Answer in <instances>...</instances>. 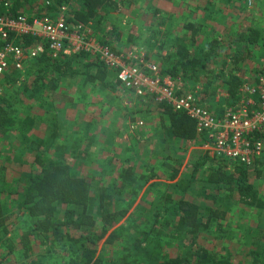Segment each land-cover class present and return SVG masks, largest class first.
I'll list each match as a JSON object with an SVG mask.
<instances>
[{"label": "rangeland", "instance_id": "rangeland-1", "mask_svg": "<svg viewBox=\"0 0 264 264\" xmlns=\"http://www.w3.org/2000/svg\"><path fill=\"white\" fill-rule=\"evenodd\" d=\"M34 2L39 4L41 0H24L26 4ZM115 2L90 21L91 32L96 37L104 35L102 40L116 49L136 46L146 50L148 57L163 70L168 66L164 60L168 55L166 51L176 41L173 38L177 34L189 36L191 32L188 27L184 28L185 24H193L201 40L198 42L213 37L206 25L199 28L194 21L204 15L200 6L209 0ZM25 8V14L37 16L36 9ZM220 9L212 8L206 15L215 17ZM224 9L229 12L228 23L232 22V28L237 30L224 28L225 38L222 34L216 35L220 38L218 46L221 50L231 52L234 48H242L244 43L234 41L235 38L228 42L230 36H237L247 28L258 32L257 42L248 43L250 55L237 69L242 76L251 79L248 73L264 66V0H234L233 4L224 5ZM38 13L45 18L62 14L41 10ZM169 19L174 22H168ZM84 67L78 66L77 73L60 79L54 91L31 84V62H25L21 71L10 67L4 76L0 96L8 99L12 119L11 125L0 132V256L6 264H29L32 260L65 264L74 257L67 240L55 242L45 234H30L33 221L19 209V197L24 191L27 175L40 168L35 162V154L41 160L67 162L74 175L91 182V195L104 193L106 210H128L117 224L126 227L121 230L125 237L132 229L148 232L152 239L149 251L143 250L146 249L144 246L141 251H131V243L126 244L122 235L113 244L99 249L96 256L106 264H122L126 254H129L128 261L176 255L180 247L177 245L179 235L168 225L176 221L173 203L180 197L199 199V193L210 188L205 182L208 168L203 166L190 174L197 159H202L205 153L197 140L188 142L172 138L154 100L148 96L136 97L124 90L112 72L107 71L104 82H89L82 74ZM19 75L24 80L16 83ZM206 78L201 77L200 81L204 82ZM217 88L209 86V91L216 93L212 97L214 104H218L217 98L224 92ZM140 121L142 124L137 128L131 127ZM52 136L55 137L52 139ZM106 137L104 141L108 142L103 141L104 148H101L100 142ZM36 147L39 149L33 150ZM79 151L81 162L73 163V155ZM258 160L257 165L248 166V180L255 186L263 205L249 207L238 202L234 193L224 192L220 207L227 212L223 222L229 223L224 227L225 232L219 228L224 238L218 239L211 233L222 234L214 225L211 232L197 239L217 256L227 255L234 261L244 247L255 245L254 242L257 247L264 241V151ZM179 162L182 165L178 177L182 180L172 186L176 180H170L169 176ZM183 184L189 185L184 187ZM69 207L75 212L81 210L77 205ZM95 207L91 204L90 211L99 227L102 223Z\"/></svg>", "mask_w": 264, "mask_h": 264}, {"label": "trees", "instance_id": "trees-1", "mask_svg": "<svg viewBox=\"0 0 264 264\" xmlns=\"http://www.w3.org/2000/svg\"><path fill=\"white\" fill-rule=\"evenodd\" d=\"M115 3V0H41L39 4L36 2L26 4L24 0H0V16L4 14L16 16L26 12L25 7H28L36 9L37 17L44 19L45 17L38 13L40 10L59 12L60 7L64 6L63 13L66 21L89 24L100 11ZM187 27L191 30L189 36L183 35L181 38H177V43L173 47L174 51L167 55L168 67L164 70L174 76H180L185 85H190L192 88L197 83H201V99L210 106L216 107L215 109L218 111L222 103L230 104L237 99L238 88L243 80L235 72L241 67L239 66L240 62L250 55V50L247 49L248 43L257 42L258 32L253 28H247L237 36H230L228 42L235 38L234 41L244 44L241 49L235 50L234 48L231 52H224L218 46L220 38L212 37L209 40L197 42L196 30L192 25ZM102 37L99 35V39ZM21 40L25 45L35 41L29 35L22 36ZM112 48L114 49V47ZM27 62H31V67H33L31 84L34 86L40 84L42 89L46 88L52 91L55 90L60 79L77 73L78 66L81 65L85 66L82 74L89 82H104L108 72L114 74L113 71L105 68L101 61L84 52L55 58H51L46 52H43ZM91 66L95 68L94 71ZM87 69H89L88 72ZM260 70L261 68L253 69V72L256 74ZM201 77L210 79L206 78L204 82H201ZM217 80L220 81L218 84L215 83ZM209 86L224 90V96L220 95L217 98L218 104H214L215 100L212 97L216 93L209 91ZM150 98L151 101L154 100L153 97ZM155 102L159 115L166 122V130L172 138L188 142L195 140L194 122L189 116L183 112L173 111L165 102ZM9 110L8 99L0 96V132L5 131L6 126L12 123ZM54 137L52 136V139ZM36 149L39 148L36 147L33 150L36 151ZM73 156V163L81 162V151ZM197 160L193 166V172L190 174L203 166L208 168L205 182L210 185V188L200 192L197 196L199 199L180 197L173 203L176 221L174 224L168 225L172 232L179 235L177 245L180 247L176 255L161 259L152 257V259L144 261L137 259L128 261L129 254H126L123 255L122 264H264V241L261 244L259 242L257 247H255V242V245L244 247L234 261L227 255L217 256V253L208 250L197 241L200 235L211 232L214 225L218 227L216 231L222 234L211 233L218 239L224 238V227L229 226V223L223 222L226 219V209L220 207L221 195L224 192L231 195L234 193L237 201L243 205L256 208L263 205L255 186L248 180L250 171L248 166L250 165L232 163L223 157L210 156L207 152L204 153L202 159ZM257 160L252 165H257L259 162ZM35 162H38L40 168L27 175L25 188L18 202L19 209H23L33 221L30 234H45L55 242L67 240L68 249L72 251L74 257L65 264H106L96 256V253L105 245L116 242L121 235L125 237L121 230H125L126 227L120 224L117 226V224L128 213V210L124 208L106 210L104 193L99 192L98 195H91V182L74 175L67 162L64 163L58 159L41 160L37 154H35ZM179 164L176 169H172L169 176L170 180H176L171 184L172 186L180 184L182 180L178 177L179 168L182 165L181 162ZM183 185L188 187L189 184ZM91 204L96 206L95 211L101 218L102 224L99 227L91 215ZM70 205H77L81 210L75 212L69 207ZM155 219L158 218L155 217ZM169 233L171 232L169 231ZM211 233L209 234L212 235ZM25 235L27 236L28 233ZM128 241L131 243V251H138V249L141 251L143 246L146 247V249L142 248L143 250H151L149 247L152 239H149L148 232L145 230L136 229L134 231L132 229L125 237L126 244ZM243 245L245 246V243ZM134 253L136 254V252ZM29 264L50 263L32 260Z\"/></svg>", "mask_w": 264, "mask_h": 264}, {"label": "built area", "instance_id": "built-area-1", "mask_svg": "<svg viewBox=\"0 0 264 264\" xmlns=\"http://www.w3.org/2000/svg\"><path fill=\"white\" fill-rule=\"evenodd\" d=\"M64 11L61 6V15L44 19L25 13L0 16V89L10 67L21 71L27 60L43 52L51 58L84 52L113 71L124 90L140 98L153 97L189 116L194 122L195 140L210 156L246 166L259 159L264 151V66L256 74L248 73L251 79L236 71L243 80L237 99L222 103L217 111L201 99V84L185 88L180 76L163 70L146 50L136 46L114 50L91 32L89 24L66 21ZM25 35L35 41L25 45L21 40ZM23 80L19 75L16 83ZM141 124L136 122L131 127ZM0 264H6L1 256Z\"/></svg>", "mask_w": 264, "mask_h": 264}, {"label": "crops", "instance_id": "crops-1", "mask_svg": "<svg viewBox=\"0 0 264 264\" xmlns=\"http://www.w3.org/2000/svg\"><path fill=\"white\" fill-rule=\"evenodd\" d=\"M233 1L234 0H221V1L220 0H209L208 3H203V5L200 6V10H203L204 11L203 12L204 15H202V14L199 15V17L195 18L194 21H196V23L198 24V27L199 28H202L203 27V26H201L202 24L203 25H206L207 26L206 27L207 28V31L210 32V33H212L213 34V37H216L217 34L218 35L222 34L224 36V34H226V33L223 34L224 28H231V30H237L236 28H232V25H231L232 22L231 23H228V21L230 20L228 18L229 17V12H227L226 9H224V5L227 6L229 2L231 4H233ZM210 6H214V7H210ZM217 7L218 8H221V9H220V12H218L215 17H211V16L206 15L207 12L208 11L210 12L212 8H215L217 10ZM168 22L172 23L174 21L172 19H169ZM219 22H221V24ZM188 25H190V23L189 24H185L184 25V28H186ZM191 25L193 26V24H191ZM182 36H183V34L180 35V36H179V34H177L173 38L176 41L174 43L170 44L171 45V48H170L169 51H166V54H170L172 51H174L173 47L177 43V38H179V37L181 38ZM195 36H197L196 33H195ZM197 38H198V41H201L198 36H197ZM166 58H167V56H164V60ZM167 62H168V60H167ZM104 140H107V137L100 142L101 143L100 144L101 145V148H104L102 146V142ZM105 142H108V141H104L103 143H105Z\"/></svg>", "mask_w": 264, "mask_h": 264}]
</instances>
